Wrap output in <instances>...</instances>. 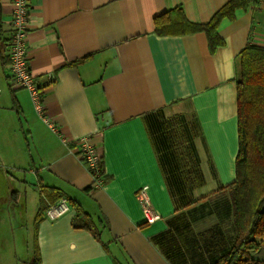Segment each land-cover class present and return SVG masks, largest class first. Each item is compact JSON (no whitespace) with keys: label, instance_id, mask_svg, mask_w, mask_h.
Segmentation results:
<instances>
[{"label":"crops","instance_id":"0c3cea01","mask_svg":"<svg viewBox=\"0 0 264 264\" xmlns=\"http://www.w3.org/2000/svg\"><path fill=\"white\" fill-rule=\"evenodd\" d=\"M227 1L28 0V65L45 86L44 112L55 133L28 92L8 84L12 4L0 0V228L17 222L13 231L0 229V248L29 253L31 224L38 264H168L151 238L175 211L146 115L178 131L188 127L204 181L195 198L231 183L239 54L247 43L264 44V0L222 19V43L213 50L203 32L159 35L155 22L180 8L188 21L205 23ZM82 136L102 154L99 185L73 149ZM42 187L90 214L99 239L73 226L69 202L62 216L35 224ZM143 187L160 216L152 223L137 200ZM19 261L13 256L8 264Z\"/></svg>","mask_w":264,"mask_h":264},{"label":"trees","instance_id":"16d2710c","mask_svg":"<svg viewBox=\"0 0 264 264\" xmlns=\"http://www.w3.org/2000/svg\"><path fill=\"white\" fill-rule=\"evenodd\" d=\"M256 2L228 0L205 23L188 21L177 8L164 20H156L155 29L159 35L203 32L213 50L222 43L217 33L220 21L232 20L237 9ZM236 92L238 149L234 180L201 198L193 197V190L204 181L188 127L181 124L178 131L171 124H156L151 119L153 112L146 115L175 211L166 229L151 238L168 264H264V259L250 253L260 245L256 239H264V44L247 43L240 52ZM99 167L103 172L102 156ZM40 191L35 224L50 205L63 197L52 187ZM69 203L76 210L73 226L85 228L99 239L90 214ZM208 216H214L215 221L196 230L194 223ZM31 262L38 264L36 248Z\"/></svg>","mask_w":264,"mask_h":264},{"label":"built area","instance_id":"2783aa9c","mask_svg":"<svg viewBox=\"0 0 264 264\" xmlns=\"http://www.w3.org/2000/svg\"><path fill=\"white\" fill-rule=\"evenodd\" d=\"M12 12L8 25L10 28V41L7 53V69H8V84L10 87L25 89L28 92L33 109L38 117L51 129L52 132H57L53 124L49 122L44 110L42 94L44 85L42 80H39L32 74L29 68V54L27 50V36L29 27V2L28 0H11ZM47 84L52 83L54 78L52 75H47L45 78ZM58 134V133H57ZM65 143L63 137L60 136ZM79 159L84 163L86 168L93 176L94 185L101 183L102 171L99 167L101 153L99 149L90 142L88 136L78 137L71 141ZM137 200L141 208L144 220L146 223H152L160 219L150 203L146 195L145 187L141 188L137 193ZM70 206L65 197L60 198L56 203L50 205L45 211V217L54 220L66 212Z\"/></svg>","mask_w":264,"mask_h":264},{"label":"rangeland","instance_id":"374dc122","mask_svg":"<svg viewBox=\"0 0 264 264\" xmlns=\"http://www.w3.org/2000/svg\"><path fill=\"white\" fill-rule=\"evenodd\" d=\"M11 88H14V87H11ZM163 115H166V114H170V112L168 110H163L162 111ZM102 156V154H101ZM210 178V177H209ZM211 190V189H210ZM209 190V187L208 185H206L203 189H201L202 192H208L210 191ZM194 197V195H193ZM195 198V197H194ZM214 197L211 198V201H213ZM212 218H205L203 219L201 222L197 223L194 225V228L197 230V229H200V228H203L207 225H209L210 223H212ZM4 223H7V221H4ZM9 223V222H8ZM25 224V223H23ZM8 225V224H7ZM7 225H3V228H0L1 230H9V231H13L14 228L17 226V222L15 221H12L9 223L8 227ZM30 243H29V253L26 252V248L25 249H21L20 252L18 251H15V253L12 251V249L9 247H1L0 248V264H8V261L10 259H12V257H18L20 258V261L18 263H15V264H31V259L33 257V246H32V239H33V236H32V231H31V224H30ZM16 229H15V233H16ZM14 233V234H15ZM5 239L10 241V237L9 236H5ZM251 255L253 257H256V258H262V254L264 253V245L263 244H260L259 247L255 250H252L250 251ZM28 259V260H27Z\"/></svg>","mask_w":264,"mask_h":264}]
</instances>
